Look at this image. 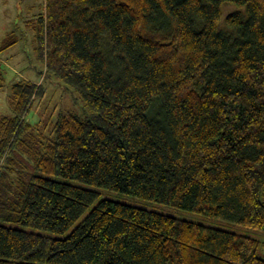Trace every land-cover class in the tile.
<instances>
[{
  "label": "trees",
  "instance_id": "1",
  "mask_svg": "<svg viewBox=\"0 0 264 264\" xmlns=\"http://www.w3.org/2000/svg\"><path fill=\"white\" fill-rule=\"evenodd\" d=\"M31 30L89 114L33 136L42 86L9 87L0 264H264L255 239L97 192L264 233V0H45Z\"/></svg>",
  "mask_w": 264,
  "mask_h": 264
},
{
  "label": "rangeland",
  "instance_id": "2",
  "mask_svg": "<svg viewBox=\"0 0 264 264\" xmlns=\"http://www.w3.org/2000/svg\"><path fill=\"white\" fill-rule=\"evenodd\" d=\"M45 0H0V60L3 63L5 85L0 89V118L11 117V99L9 87L18 79L41 85L43 96L33 101L28 122L32 126L31 135L51 137L52 126L59 113L67 111L77 115L89 114L77 98V95L63 83L46 74L45 67L37 59L34 34L31 23L44 13ZM237 8L224 6L221 25L226 16ZM99 199H107L132 207L145 209L180 220L189 221L206 227L221 229L240 236L255 239L264 244V233L240 226L228 225L216 219L180 211L165 205L139 200L130 196L98 190ZM264 202V195L262 196ZM258 256L264 259V246Z\"/></svg>",
  "mask_w": 264,
  "mask_h": 264
}]
</instances>
